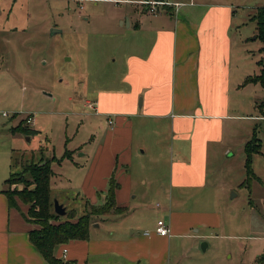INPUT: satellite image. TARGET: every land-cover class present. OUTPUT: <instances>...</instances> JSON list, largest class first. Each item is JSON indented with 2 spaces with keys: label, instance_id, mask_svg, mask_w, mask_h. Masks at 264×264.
Segmentation results:
<instances>
[{
  "label": "crops",
  "instance_id": "1",
  "mask_svg": "<svg viewBox=\"0 0 264 264\" xmlns=\"http://www.w3.org/2000/svg\"><path fill=\"white\" fill-rule=\"evenodd\" d=\"M133 1L141 5L128 22L135 40L116 46L121 57L115 85L91 92L92 101L84 99L96 116L114 122L110 127L104 120L99 139L92 135L78 184L87 202L100 205L113 176L115 203L125 210L92 220L87 239L57 245L53 254L62 262L176 264L185 253L178 247L197 242L192 228L220 224L221 213L213 208L224 202L225 188L215 171L228 152L245 153L253 135L247 138L244 128L254 134L249 120L260 117L253 114L254 104L245 110L249 103L238 100L252 74L238 80L239 43L230 33L229 8L201 11L194 6L203 4L194 0H152L165 4L151 12L144 0ZM238 121L245 126L241 131ZM55 163L60 162L52 163L53 175ZM253 174L250 182L260 180ZM5 187L0 186V264H50L30 241L34 224L22 207L8 203ZM158 220L169 225L168 235L156 232Z\"/></svg>",
  "mask_w": 264,
  "mask_h": 264
},
{
  "label": "rangeland",
  "instance_id": "2",
  "mask_svg": "<svg viewBox=\"0 0 264 264\" xmlns=\"http://www.w3.org/2000/svg\"><path fill=\"white\" fill-rule=\"evenodd\" d=\"M194 2L203 4L194 6L201 11L216 6L230 9L234 15L230 33L237 36L239 43L238 80L248 74L258 75V61H264L263 43L256 37L251 16L264 5V0ZM137 7L140 9L141 5L133 0H0V114H8L0 115V186L4 184L2 176L5 174L6 179L10 174L12 149V172L16 173L25 164L40 159L51 160L52 166L67 150L72 158H63L53 165L50 211L54 213V198L67 212L75 211V218L90 211L86 208L87 198L78 191L82 177L79 166L88 160L92 135L99 139L106 126L105 118L96 116L84 99L92 101L91 92L115 85L121 57L116 46L135 40L128 22ZM242 87L238 100L249 103L245 110H253L254 104L253 114L260 116L249 120L261 152L251 157L250 165L260 180L248 181L245 153L239 155L236 148L228 152L230 158L218 163L215 171L216 182L225 188V193L220 192L224 202L213 208L216 212L219 209L221 222L192 228L197 242L192 246L186 241L178 247L179 252L185 253L176 257V264H255L262 259L264 264V111L259 108L264 100V86L251 82ZM237 123L241 131V126H245ZM107 125L112 127L113 123ZM32 129L37 130L34 135ZM244 130L250 139L252 131ZM81 153L85 155L79 156ZM225 162L229 164L224 166ZM7 188L12 206H20L27 213L28 206L18 198L23 184L16 181ZM67 215H58V221L51 222L72 216ZM34 228L39 226L34 224ZM202 243L206 244L204 249Z\"/></svg>",
  "mask_w": 264,
  "mask_h": 264
},
{
  "label": "trees",
  "instance_id": "3",
  "mask_svg": "<svg viewBox=\"0 0 264 264\" xmlns=\"http://www.w3.org/2000/svg\"><path fill=\"white\" fill-rule=\"evenodd\" d=\"M251 20L255 21L256 37L263 43L261 51L264 52V5L256 9L255 13L251 16ZM258 65L260 67V73L248 77L246 81L260 82L264 86V61H258ZM263 107L264 100L259 105L260 109H263ZM259 146L260 144L254 132L253 137L244 146L246 155L245 168L248 180L254 175L250 165L251 157L253 153L259 152ZM69 157L70 153L66 150L63 156L60 159L56 158L55 161L60 162L63 158ZM52 175L51 160L44 161L40 159L38 162L31 161L25 164L20 172L10 173L8 178L4 180L6 187L3 192L6 194L8 203L12 205V200L9 195L10 191L7 186L16 181L23 184V189L18 191V198L28 206L24 218L26 221L39 226L38 229L33 228L29 231L30 241L50 264H71L62 262L54 257L53 251L55 247L70 240L87 239L92 221L91 218L93 216H102L112 211L123 212L125 209L118 207L115 203L114 194L117 183L114 177L111 176L104 203L93 205L86 201V208L90 209L89 212L86 211L81 216L75 218V211L73 213L66 211L67 216L72 214L67 220L51 222L58 221L59 217L55 212L51 213L50 211V179ZM73 217L75 219L71 221L70 219ZM255 264H263V259L260 261L257 260Z\"/></svg>",
  "mask_w": 264,
  "mask_h": 264
},
{
  "label": "built area",
  "instance_id": "4",
  "mask_svg": "<svg viewBox=\"0 0 264 264\" xmlns=\"http://www.w3.org/2000/svg\"><path fill=\"white\" fill-rule=\"evenodd\" d=\"M142 3L148 5L151 12H155L157 10V5L165 4L164 1L156 2V1H152V0H144ZM89 106H93V105L89 104ZM0 115L3 116V117L8 116V114L5 113V112L1 113ZM27 122L31 123V118H28ZM107 123L109 125H111L113 123V120L112 119H108ZM156 232L159 235H162V236L168 235L169 234V225L163 220H158L157 221Z\"/></svg>",
  "mask_w": 264,
  "mask_h": 264
},
{
  "label": "water",
  "instance_id": "5",
  "mask_svg": "<svg viewBox=\"0 0 264 264\" xmlns=\"http://www.w3.org/2000/svg\"><path fill=\"white\" fill-rule=\"evenodd\" d=\"M52 30L53 32L56 31L55 29H52ZM53 209L57 215L63 216L66 214V207L63 204L59 203L56 198L53 199ZM205 247H206V244L202 243V248L204 249ZM261 257L264 258V252L261 254Z\"/></svg>",
  "mask_w": 264,
  "mask_h": 264
}]
</instances>
